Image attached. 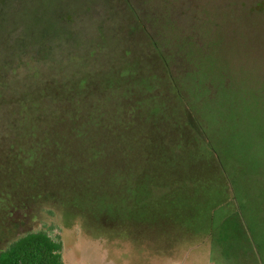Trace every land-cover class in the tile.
Returning <instances> with one entry per match:
<instances>
[{"label":"trees","instance_id":"obj_1","mask_svg":"<svg viewBox=\"0 0 264 264\" xmlns=\"http://www.w3.org/2000/svg\"><path fill=\"white\" fill-rule=\"evenodd\" d=\"M128 5L108 0V15L70 12L72 21L94 18L91 36L80 22L70 25L81 30L64 50L82 75L70 87L37 89L0 61V230L47 195L82 209L111 202L127 218L161 196L235 194L215 106L196 96L187 66L177 68L144 23L130 20ZM106 44L116 56L107 78L93 65ZM63 249L58 227L30 231L0 251V264H64Z\"/></svg>","mask_w":264,"mask_h":264},{"label":"rangeland","instance_id":"obj_2","mask_svg":"<svg viewBox=\"0 0 264 264\" xmlns=\"http://www.w3.org/2000/svg\"><path fill=\"white\" fill-rule=\"evenodd\" d=\"M128 2L130 20L137 16L144 23L176 57L177 68L187 66L195 77L196 96L215 106L221 157L245 219L251 230L260 232V238L256 235L264 245V0ZM87 7L101 15L108 12V0H0V61L23 81L48 92L55 85L70 87L80 81L82 75L64 48L81 30L72 32V24L80 22L92 35L93 17L69 20L71 11ZM115 37L113 30L108 38ZM115 57L108 44L101 45L93 56L95 73L107 78ZM112 204L82 209L55 195L31 201L8 230H0V251L27 232L56 226L64 243V264H178L166 253L170 226L144 216L140 207L126 218ZM220 210L218 216L225 211ZM216 223L213 230L220 232L222 225ZM192 250L181 252L186 264L196 258ZM209 259L215 260L212 254Z\"/></svg>","mask_w":264,"mask_h":264},{"label":"crops","instance_id":"obj_3","mask_svg":"<svg viewBox=\"0 0 264 264\" xmlns=\"http://www.w3.org/2000/svg\"><path fill=\"white\" fill-rule=\"evenodd\" d=\"M212 197L215 199L195 194L186 200L161 196L165 201L161 203L159 199L144 211V216L171 227V233L166 236L167 257L186 264V256H181V252L186 255L185 249L192 247L196 256L193 264H264V245L258 240L260 232L251 230L253 225L245 219L237 194L227 192L224 198ZM188 201L196 203L197 207ZM233 202L236 203L234 209L231 208ZM223 209L225 211L218 216L216 211ZM215 222L222 225L220 232H214ZM211 254L214 261L209 259Z\"/></svg>","mask_w":264,"mask_h":264}]
</instances>
